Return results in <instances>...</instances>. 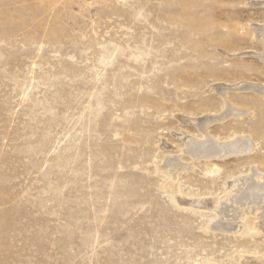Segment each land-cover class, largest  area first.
I'll list each match as a JSON object with an SVG mask.
<instances>
[{
	"label": "rangeland",
	"instance_id": "374dc122",
	"mask_svg": "<svg viewBox=\"0 0 264 264\" xmlns=\"http://www.w3.org/2000/svg\"><path fill=\"white\" fill-rule=\"evenodd\" d=\"M263 26L264 0H0V264H264L259 211L210 229L264 176ZM226 102L208 135L255 149L189 156Z\"/></svg>",
	"mask_w": 264,
	"mask_h": 264
},
{
	"label": "bare ground",
	"instance_id": "6f19581e",
	"mask_svg": "<svg viewBox=\"0 0 264 264\" xmlns=\"http://www.w3.org/2000/svg\"><path fill=\"white\" fill-rule=\"evenodd\" d=\"M257 31L259 33V39L264 48V26L257 27ZM260 58L264 62V52L260 56ZM244 88H247V87L242 85L239 88H237V90H242ZM249 88L253 89L255 92L264 96V88L252 87V85ZM217 89H215V91ZM219 90H229V88H222ZM222 92L224 93V91ZM224 94H222V96ZM226 103H227L226 105L227 109L220 117H217V118L210 117V118L201 120L200 122H196L198 128H200L199 130L205 134L206 138L204 137V140L190 139L186 143L187 148L185 152L189 156H192L194 158H209L210 159V157L217 158V157L229 156L233 154L240 155V154L251 152L255 149L256 145L252 142V140H250L247 137L237 136L236 138H234L233 140H230L229 142L221 143V142H217L216 140H214L212 137L208 135V128L211 122L217 121L218 119L225 120V119H228L229 116L241 117L245 113V112H241L242 111L241 109H240L241 111H239V109H236L235 108L236 106L232 107L228 102ZM173 161H176V160H173ZM165 164H163V167ZM178 166L179 165H177V169H178ZM172 167H174V165ZM165 168H168V167L165 166ZM168 171L171 173L169 169ZM236 183H238L237 186H235ZM235 184H234L235 189L227 193L226 198L223 201H220V202L218 201L219 202L217 203L218 206L217 205L216 206H217V213H218L217 216L219 217V219L215 222L212 221L213 223L210 225L211 226L210 229L226 230V231L234 229V227L236 226V223L238 222L240 223V221L247 220L246 215L250 211H259V217L261 220L260 227L264 229V176L259 174L255 170H253L252 174L246 177L240 178L239 180H236ZM239 226H242V225H239ZM244 228H245L244 233H247V234H251L252 232L255 231L254 227L251 226L250 222L248 223L247 221L244 223Z\"/></svg>",
	"mask_w": 264,
	"mask_h": 264
}]
</instances>
